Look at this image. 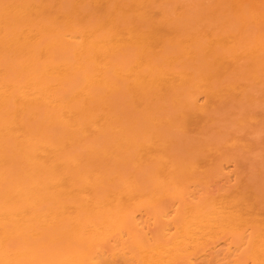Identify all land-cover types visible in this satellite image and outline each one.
Here are the masks:
<instances>
[{"label":"bare ground","instance_id":"6f19581e","mask_svg":"<svg viewBox=\"0 0 264 264\" xmlns=\"http://www.w3.org/2000/svg\"><path fill=\"white\" fill-rule=\"evenodd\" d=\"M0 264H264V0H0Z\"/></svg>","mask_w":264,"mask_h":264}]
</instances>
